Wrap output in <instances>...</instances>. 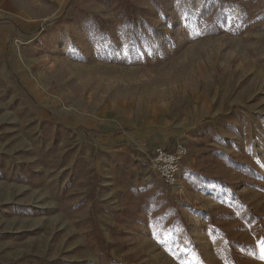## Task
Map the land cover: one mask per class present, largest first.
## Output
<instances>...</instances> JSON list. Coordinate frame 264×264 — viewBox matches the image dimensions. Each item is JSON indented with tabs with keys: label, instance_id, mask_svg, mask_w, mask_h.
Instances as JSON below:
<instances>
[{
	"label": "rangeland",
	"instance_id": "obj_1",
	"mask_svg": "<svg viewBox=\"0 0 264 264\" xmlns=\"http://www.w3.org/2000/svg\"><path fill=\"white\" fill-rule=\"evenodd\" d=\"M0 264H264V0H0Z\"/></svg>",
	"mask_w": 264,
	"mask_h": 264
},
{
	"label": "built area",
	"instance_id": "obj_2",
	"mask_svg": "<svg viewBox=\"0 0 264 264\" xmlns=\"http://www.w3.org/2000/svg\"><path fill=\"white\" fill-rule=\"evenodd\" d=\"M189 149L182 141H177L174 147L156 146L149 155L152 170L160 177L161 182L170 193L180 186L182 164Z\"/></svg>",
	"mask_w": 264,
	"mask_h": 264
},
{
	"label": "trees",
	"instance_id": "obj_3",
	"mask_svg": "<svg viewBox=\"0 0 264 264\" xmlns=\"http://www.w3.org/2000/svg\"><path fill=\"white\" fill-rule=\"evenodd\" d=\"M132 9V8H131ZM129 7L127 8V14L131 21H134L135 16L133 15V11Z\"/></svg>",
	"mask_w": 264,
	"mask_h": 264
}]
</instances>
